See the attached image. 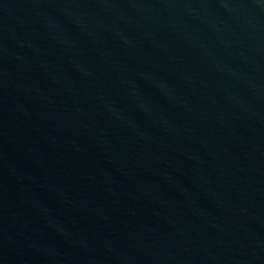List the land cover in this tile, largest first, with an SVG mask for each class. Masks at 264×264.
<instances>
[{
  "label": "water",
  "instance_id": "95a60500",
  "mask_svg": "<svg viewBox=\"0 0 264 264\" xmlns=\"http://www.w3.org/2000/svg\"><path fill=\"white\" fill-rule=\"evenodd\" d=\"M0 264H264V0H0Z\"/></svg>",
  "mask_w": 264,
  "mask_h": 264
}]
</instances>
